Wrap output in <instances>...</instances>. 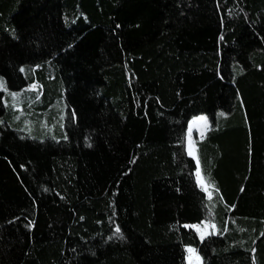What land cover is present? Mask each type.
Instances as JSON below:
<instances>
[{"label":"trees","instance_id":"16d2710c","mask_svg":"<svg viewBox=\"0 0 264 264\" xmlns=\"http://www.w3.org/2000/svg\"><path fill=\"white\" fill-rule=\"evenodd\" d=\"M1 81L0 264H264V0H0Z\"/></svg>","mask_w":264,"mask_h":264},{"label":"rangeland","instance_id":"374dc122","mask_svg":"<svg viewBox=\"0 0 264 264\" xmlns=\"http://www.w3.org/2000/svg\"><path fill=\"white\" fill-rule=\"evenodd\" d=\"M0 87L4 88L3 81L0 82ZM31 89H36L37 84L36 80L30 84ZM58 97H55L51 102L50 106L53 107V104L55 103V106H57ZM209 127V121L206 115L204 114H198L195 116H192L188 121V127H187V134H186V149L190 156H192L197 164L196 168V179L199 184V186L207 193L208 197H210V190L209 185L207 182H205L201 176V170L199 161L196 155V149H195V143L199 137L205 133V131ZM192 227L196 230L198 236L200 238H203L207 234L215 231V225L211 222H203L201 224H194ZM189 249H193V252H189ZM186 264H202V258L196 251V249L193 246H186Z\"/></svg>","mask_w":264,"mask_h":264},{"label":"snow or ice","instance_id":"6c2138e0","mask_svg":"<svg viewBox=\"0 0 264 264\" xmlns=\"http://www.w3.org/2000/svg\"><path fill=\"white\" fill-rule=\"evenodd\" d=\"M117 231H119V229H117ZM188 251L191 253V252H193L194 250H193V249H189Z\"/></svg>","mask_w":264,"mask_h":264}]
</instances>
